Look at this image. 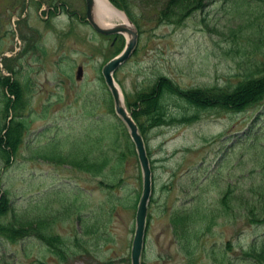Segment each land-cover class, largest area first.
<instances>
[{
  "label": "rangeland",
  "instance_id": "1",
  "mask_svg": "<svg viewBox=\"0 0 264 264\" xmlns=\"http://www.w3.org/2000/svg\"><path fill=\"white\" fill-rule=\"evenodd\" d=\"M158 1L122 0L138 40L113 76L130 113L136 92L160 79L184 91L229 86L243 72L237 62L250 60L243 53H256L242 26L251 15L231 1L212 0L181 24L157 20ZM85 14V0H0V77L23 89L27 124L9 164L0 158L3 220L27 232L16 241L0 236V264H131L142 171L101 74L127 36L98 33ZM165 98L171 116L195 111L178 95ZM198 115L146 133L152 191L140 264H264V215L256 222L244 215L256 202L251 185L264 183V102ZM183 210L194 214L180 240L172 219ZM43 233L61 240L64 257Z\"/></svg>",
  "mask_w": 264,
  "mask_h": 264
},
{
  "label": "trees",
  "instance_id": "2",
  "mask_svg": "<svg viewBox=\"0 0 264 264\" xmlns=\"http://www.w3.org/2000/svg\"><path fill=\"white\" fill-rule=\"evenodd\" d=\"M210 1L212 0H159L157 20L165 23L181 24L186 17L197 10H201L208 5ZM228 1L232 2L233 7L237 11L242 10V12L251 15L242 16L246 22L245 26L243 23L242 26L244 30L248 28V32L246 33H248L249 45L252 49L250 51H252V54L256 52L255 56L253 58L250 57L251 54L249 51L243 53V56H246L247 59L250 60L248 62H237V67L243 72H241V74L238 75V79H236L234 83H230L229 86H215L209 88L198 87L184 91L170 80L164 78L156 82L154 86L136 92L135 100L139 103H132L134 105L137 104L138 108H135V110L131 112V115L138 124V128L144 139L146 133L152 127L170 125L175 122L190 123L195 121L199 117L198 112L201 110L217 108L226 111H243L264 102V9L259 10L261 7L264 8V0ZM111 2L119 8L124 9L128 16L133 18L131 13L127 10L125 2H122V0H111ZM252 2L254 3L253 7H250ZM37 3L39 4L40 2ZM52 6L55 7L56 5ZM243 7L246 8L242 9ZM251 8L257 12L254 13ZM240 33L242 34L243 31L240 30ZM231 36L232 38L235 37L234 35ZM239 38H241V36ZM27 39L31 40V37H27ZM246 39L247 37L245 36L243 40ZM230 43L236 45L237 40L231 41ZM28 46L30 47V44ZM9 72L12 71L9 70ZM9 76L10 75H1L0 77V84L2 85L0 87V158L5 164H9V157L16 152L27 128V124L24 120L25 114L22 113L26 106L23 89L18 83L9 80ZM165 94L167 96L178 95L180 99L195 110L194 113L188 116L183 115L180 118L167 114L163 103L167 99L165 98L167 97ZM127 107H130V105L128 104ZM141 117H144V120H142ZM63 158L61 160H63ZM118 159L120 160L122 158L118 156L117 160ZM69 163L75 165L74 159H71ZM76 163L79 164V161ZM82 166L86 167V164L82 163L80 167ZM251 187H253V198H256V202L244 207V215L246 214L250 221L256 222L259 220L260 216L264 215V183L257 187L251 185ZM4 193L5 192H2L0 195V236L16 241L25 236L27 231L24 229H26V227L21 226L20 223L17 224L12 221L3 220V216L9 211L8 198ZM243 202L245 203V200ZM222 204L228 206L226 195L222 198ZM192 214H194L193 211L186 212L183 210L177 214V217L172 219L178 222V226L183 231V236H181L180 240L188 238L187 231L189 222L192 220ZM44 234L45 233H43V237L49 247H52L54 252L64 257L66 251L61 246V240H59L57 236H52L47 233L44 236ZM188 253L190 252L188 251Z\"/></svg>",
  "mask_w": 264,
  "mask_h": 264
},
{
  "label": "water",
  "instance_id": "3",
  "mask_svg": "<svg viewBox=\"0 0 264 264\" xmlns=\"http://www.w3.org/2000/svg\"><path fill=\"white\" fill-rule=\"evenodd\" d=\"M86 4V19L88 23L99 33L102 34H112V33H123L126 32L128 37L126 44L122 51L110 58L102 66V75L104 77L105 83L108 86L114 100V107L116 113L126 124L130 137L135 145V150L137 152L138 160L140 163L142 171V190L136 206L135 212V229L131 242L130 249V259L131 264H140V256L144 246V236H145V226L147 218V204L151 196L152 190V179H151V166L149 157L146 152L145 143L142 135L138 130L136 122L133 120L130 112L127 110L123 103V98L121 91L117 86V83L114 80L113 72L115 69L123 63L134 50L137 38L138 31L137 28L132 24L131 26L126 25L125 23H117L112 26H101L99 22L94 17V7L95 0H85ZM82 74V67L78 66L76 78H79Z\"/></svg>",
  "mask_w": 264,
  "mask_h": 264
},
{
  "label": "bare ground",
  "instance_id": "4",
  "mask_svg": "<svg viewBox=\"0 0 264 264\" xmlns=\"http://www.w3.org/2000/svg\"><path fill=\"white\" fill-rule=\"evenodd\" d=\"M94 17L101 26H111L112 19H120L126 25L131 26L123 11L118 10L109 0H95ZM125 36L128 37L126 33ZM119 87V86H118ZM120 89V88H119Z\"/></svg>",
  "mask_w": 264,
  "mask_h": 264
}]
</instances>
